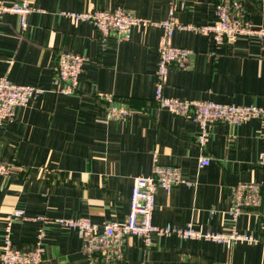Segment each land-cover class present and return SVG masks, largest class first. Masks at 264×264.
Listing matches in <instances>:
<instances>
[{"label":"crops","instance_id":"obj_1","mask_svg":"<svg viewBox=\"0 0 264 264\" xmlns=\"http://www.w3.org/2000/svg\"><path fill=\"white\" fill-rule=\"evenodd\" d=\"M219 0H179L177 19L202 26L215 21ZM248 20L264 26V0H241ZM35 11L22 30L19 18L0 20V77L44 91L19 108L12 121L0 123V161L17 170L0 176V254L4 214L14 209L25 219L12 226L17 248L34 246L40 229L42 264H264V199L259 209L229 216L234 188L241 182L262 184L264 119L240 125L209 126L206 148L197 143L199 126L155 102L160 26L135 27L132 37L102 41L93 23L62 15L96 9H123L160 23L167 19L169 0H32ZM175 46L194 52L188 69L170 68L164 95L182 100L264 108V41L241 36L234 44L216 47L198 31L176 30ZM85 57L75 94L54 91L55 60L61 52ZM111 94L131 108L123 121L106 120L107 104L98 93ZM201 154L211 158L199 168ZM180 168L188 184L170 192L159 188L153 224L192 228L204 234L235 229L255 238L236 243L154 234L145 247L129 238L123 258L90 259L74 228L49 219L89 218L95 223L124 222L130 211L134 178L151 173L155 162Z\"/></svg>","mask_w":264,"mask_h":264},{"label":"built area","instance_id":"obj_2","mask_svg":"<svg viewBox=\"0 0 264 264\" xmlns=\"http://www.w3.org/2000/svg\"><path fill=\"white\" fill-rule=\"evenodd\" d=\"M170 10L166 20L154 23L134 16L123 9H96L75 13H62L78 23L88 21L94 24L102 41L115 37L118 41H127L132 37L135 27L160 26L163 37L158 48V63L156 69L155 102L158 106L167 108L177 116H183L198 124L197 143L201 150L207 146L208 128L215 123L240 125L251 119H264V108L222 104L213 101L182 100L164 95L168 82L170 68L188 69L194 52L187 48L175 46L172 42L176 30L198 31L211 37L216 47L223 44H234L241 36L264 41V26H254L247 18L241 0H219L215 6V21L208 25L194 26L181 23L176 16L179 0H169ZM35 11L32 0H0V20L6 14L19 18L22 30L28 27V18ZM85 57L73 51L61 52L55 60L54 91L59 94L72 95L80 85V75L83 72ZM44 90L38 86L19 85L6 77H0V123L16 118L19 108L29 104ZM98 98L105 101L107 109L106 120H126L131 114V108L117 101L113 95L98 93ZM211 158L205 154L199 157V168L209 165ZM259 164L264 165V151L259 156ZM17 170L12 163L0 161V176H10ZM188 184L180 168L162 165L155 162L152 171L147 176L134 178L129 214L124 222L106 221L95 223L89 218L49 219L40 217L45 222H58L74 228L83 241V250L94 260L99 257L106 262H118L123 258V248L129 238L137 237L145 247L152 245L154 234L160 236L177 235L181 238L206 239L224 243L230 247L236 243H255L257 240L249 235L238 233L235 229L221 234H204L192 228L173 229L158 227L153 224L155 196L159 188L170 192L174 187ZM262 184L257 182H241L234 188V198L229 216L236 220L249 209H259L263 204ZM0 209V217H1ZM5 231L0 254V264H42L44 262L43 240L45 232L40 229L34 246L30 249L17 248L11 238L12 226L25 219V212L14 209L3 215Z\"/></svg>","mask_w":264,"mask_h":264}]
</instances>
